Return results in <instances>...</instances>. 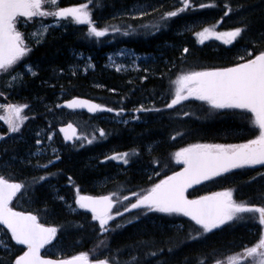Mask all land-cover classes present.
Returning a JSON list of instances; mask_svg holds the SVG:
<instances>
[{"label":"trees","instance_id":"obj_1","mask_svg":"<svg viewBox=\"0 0 264 264\" xmlns=\"http://www.w3.org/2000/svg\"><path fill=\"white\" fill-rule=\"evenodd\" d=\"M56 4L59 12L66 13L61 25L46 27L48 22L41 24L36 18L27 23L23 29L30 50L0 76V104H25L27 116L20 132L0 138V176L22 184L13 208L33 212L41 222L55 227L44 253L55 257L84 253L109 264H233L249 252L246 259L250 260L254 255L250 246L257 242L256 225L252 218L242 221L241 217L253 211L235 212L219 229L206 233L183 215L145 214V209L152 208L136 199L141 190L153 191L142 184L162 182L180 168L182 164L171 159L173 153L197 144L237 145L259 136L252 111L200 98L190 79L264 51V0H57ZM207 24L226 30L231 40L201 41L196 28ZM121 47L146 57L139 69L115 70L105 65L106 54ZM76 50L90 54L97 68L75 72L71 66L77 62ZM183 80L187 94L177 91ZM77 95L103 106L97 115L76 112L96 131L99 142L76 149L57 131L59 152L33 156L47 139L43 130H58L61 123L74 119L75 113L60 108L59 102ZM108 110L130 120L125 124L98 119L100 114H110ZM151 143H155L152 152L146 154ZM133 146L139 153L127 172L110 181L122 185L123 205L116 203L106 222L93 220L88 212L73 213L58 198L69 195L64 193L69 178L88 193L108 192L85 183L91 166L84 167L85 158L112 147L127 151ZM260 160L211 177L188 195L220 193L264 207V159ZM157 169V178L149 179ZM38 178L44 181L23 188V182ZM0 231L8 233L12 247L10 254L0 250V264H14L24 247L16 245L1 225Z\"/></svg>","mask_w":264,"mask_h":264},{"label":"rangeland","instance_id":"obj_2","mask_svg":"<svg viewBox=\"0 0 264 264\" xmlns=\"http://www.w3.org/2000/svg\"><path fill=\"white\" fill-rule=\"evenodd\" d=\"M57 0H0V76L10 70L12 66L15 65L17 61H20L30 50V39H27L26 29H23L28 24L33 23V18H36L41 24L46 21L48 22L46 27H57L61 25L62 18L66 13L59 12L57 6ZM87 10V9H86ZM17 13L20 14L19 17L15 18ZM22 20V21H21ZM197 36L203 42H229L231 40V34L226 30L218 29L216 26L212 24L197 26ZM29 31V30H27ZM30 37L34 38V34L29 32ZM29 40V41H28ZM247 54L251 55L252 51L247 50ZM75 56L77 58V62L71 66V68L75 72H83L87 73L90 70H95L97 68L96 61L93 60L90 54H87L83 50H76ZM106 66L115 70H128L129 68L139 69L140 61L145 59L146 57L142 54L136 53L134 50L129 47H121L118 50H115L111 53L106 54L105 56ZM149 57V56H147ZM193 77H191L190 81H193ZM178 92L181 94H187V82L185 80L179 81ZM217 106L219 105H235L236 98L232 94L218 99L215 103ZM26 105L21 103H10V104H0V138L8 133L14 134L20 132L23 123L26 120ZM110 114H100L98 119H107L108 122H121L127 123V117H123L118 111L114 112L113 110H108ZM75 116V117H74ZM74 119L71 120L79 127V135L78 138L74 142V146L76 149H83L90 147L93 144L99 142V136L96 134V131L90 129L87 126L86 122L82 120V115L74 114ZM137 118V116L135 117ZM257 120H260V117L256 115ZM56 129L43 130V133L48 134V139L46 141L41 142L38 149L35 151L33 156L44 155L45 150H50V154L54 152H59L60 148V140H58ZM155 143L148 144L146 146V154L152 152V148ZM237 145L233 144H197L195 146H189L181 149L173 153L172 161L175 164H182L187 160V155L191 151L202 150V149H226L228 151L233 150ZM135 153H139L137 147L133 146L130 150L127 151H119L116 147H112L106 149L104 151H100L99 153H93L91 155H87L84 167L90 166V172L87 171L86 175H96L98 173L101 174V178L98 176L93 180H88V183L85 182L88 186H93L94 188H105L108 192H105L113 197L114 201L116 199V203H120L122 200V195L120 194V189L122 185L114 186L111 184L116 176L125 174L127 172V167L131 164L133 160V156ZM96 161V163H94ZM101 165V168L98 166ZM183 165V164H182ZM104 172V174H102ZM151 172V171H150ZM159 170L157 172L152 170L151 178H157L159 175ZM80 176L83 177L82 174ZM45 178V177H44ZM44 178L31 179L23 182V188L26 190L28 187H34L36 184H41L44 181ZM86 178V177H85ZM99 178L101 181H99ZM70 182H66L65 187L67 188L64 193H69V195L58 196L63 202H66L69 210L73 213L81 210L79 198L87 193L83 190V186L80 187L76 184L72 179ZM92 181V182H91ZM111 181V182H110ZM160 181V180H159ZM157 181V183L159 182ZM155 184H142L143 189H150L149 187H154ZM54 185V183L52 184ZM92 187V188H93ZM116 189L113 191H109V189ZM123 188V187H122ZM59 190V189H58ZM152 194L150 192L142 191L140 192V196L136 199V202H140V198L146 194ZM215 198L217 199H225L223 194L216 193ZM120 205H123L120 203ZM251 216L241 217L243 219L252 218V222L256 225L253 230H255V234H257V242L254 245H251L250 248H257L253 254H257L259 257L253 258L250 255V260H247L245 255L237 258V261H232L233 264H264V247L259 248L260 239L264 235V225L262 224L258 213L253 211ZM145 214L154 213L156 215H167L170 217L178 216L175 213L164 212L161 208H152L148 211V209L144 210ZM220 227H204L203 231L206 233H210L215 229H219ZM3 231H0V247L7 250V253L11 252L10 238ZM246 247V246H245ZM105 261H101L100 264H105Z\"/></svg>","mask_w":264,"mask_h":264},{"label":"water","instance_id":"obj_3","mask_svg":"<svg viewBox=\"0 0 264 264\" xmlns=\"http://www.w3.org/2000/svg\"><path fill=\"white\" fill-rule=\"evenodd\" d=\"M197 79L199 83L205 84V88L198 90L201 97L212 98L217 90L220 91L221 96L232 92L238 96L239 104L261 114L263 135L261 140L250 141L232 152L225 149H208L189 153L184 166L158 185L151 204H163L167 209L171 207L173 210L185 212L200 225L215 224L231 210L258 209L263 214L261 208L256 205H237L230 198L192 199L187 196V192L210 176L254 159L255 154L251 152L264 146V52L232 66L199 73ZM60 105L90 114H95L100 108L97 100L79 95L64 99ZM59 130L67 142H72L78 133V127L73 122L60 125ZM17 191L14 182L0 178V224L11 232L16 243L26 246V250L17 258L16 264H92L83 256L70 258L44 256L42 252L46 243L52 238L53 228L39 223L37 217L30 212L18 211L10 207ZM82 202L88 210L99 216L107 215L113 206L107 195H88Z\"/></svg>","mask_w":264,"mask_h":264},{"label":"flooded vegetation","instance_id":"obj_4","mask_svg":"<svg viewBox=\"0 0 264 264\" xmlns=\"http://www.w3.org/2000/svg\"><path fill=\"white\" fill-rule=\"evenodd\" d=\"M80 206H81V210H79L78 212H88V213H90L89 211L84 209V207L82 206L81 203H80ZM90 216H94V215L92 213H90ZM0 250L7 252V250L3 249L2 247H0Z\"/></svg>","mask_w":264,"mask_h":264},{"label":"bare ground","instance_id":"obj_5","mask_svg":"<svg viewBox=\"0 0 264 264\" xmlns=\"http://www.w3.org/2000/svg\"><path fill=\"white\" fill-rule=\"evenodd\" d=\"M85 160H86V158H85ZM84 160V161H85ZM85 173V172H84ZM99 176V174H96V175H93V174H90V175H87V178H88V180H93V179H95V178H97ZM92 182V181H91Z\"/></svg>","mask_w":264,"mask_h":264}]
</instances>
